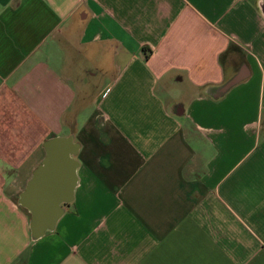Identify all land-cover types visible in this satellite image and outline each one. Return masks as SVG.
Masks as SVG:
<instances>
[{"label": "crops", "instance_id": "1", "mask_svg": "<svg viewBox=\"0 0 264 264\" xmlns=\"http://www.w3.org/2000/svg\"><path fill=\"white\" fill-rule=\"evenodd\" d=\"M71 134L33 239L19 194ZM0 264H264V0H0Z\"/></svg>", "mask_w": 264, "mask_h": 264}, {"label": "water", "instance_id": "2", "mask_svg": "<svg viewBox=\"0 0 264 264\" xmlns=\"http://www.w3.org/2000/svg\"><path fill=\"white\" fill-rule=\"evenodd\" d=\"M46 156L19 194L18 202L31 213L30 230L33 239H39L48 230H54L65 204L73 200L76 181V159L80 144L74 136L53 137L44 144Z\"/></svg>", "mask_w": 264, "mask_h": 264}, {"label": "trees", "instance_id": "3", "mask_svg": "<svg viewBox=\"0 0 264 264\" xmlns=\"http://www.w3.org/2000/svg\"><path fill=\"white\" fill-rule=\"evenodd\" d=\"M26 211V210H25ZM28 213V212H27ZM29 214V213H28ZM30 215V214H29Z\"/></svg>", "mask_w": 264, "mask_h": 264}]
</instances>
